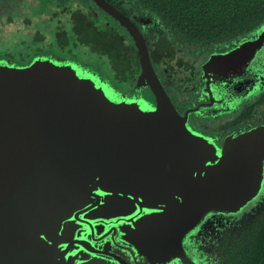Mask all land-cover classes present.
Wrapping results in <instances>:
<instances>
[{
  "label": "water",
  "instance_id": "water-1",
  "mask_svg": "<svg viewBox=\"0 0 264 264\" xmlns=\"http://www.w3.org/2000/svg\"><path fill=\"white\" fill-rule=\"evenodd\" d=\"M92 1L133 40L134 88L154 106L112 99L74 67L0 62V264H109L103 244L116 241L130 261L184 262V236L206 215L235 214L264 192V123L217 152L185 128L133 23ZM254 31L210 55L204 77L242 72L264 49V22Z\"/></svg>",
  "mask_w": 264,
  "mask_h": 264
},
{
  "label": "flooded vegetation",
  "instance_id": "flooded-vegetation-1",
  "mask_svg": "<svg viewBox=\"0 0 264 264\" xmlns=\"http://www.w3.org/2000/svg\"><path fill=\"white\" fill-rule=\"evenodd\" d=\"M105 1L127 16L143 37L153 71L189 132L205 137L219 152L225 136L264 123L259 115L264 112V91L256 96L253 84L264 78V66L256 67L264 49L240 74L223 72L221 77L216 72L213 74L217 77L209 74L206 79L201 69L204 61L212 54L225 53L232 42L219 45L185 41L136 0ZM37 58L74 67L112 99L154 106L146 86L134 88L140 66L132 39L92 0H0V62L23 66ZM248 82L252 83L249 89L234 98ZM183 93L188 95L180 96ZM255 96L254 103L250 102ZM245 102L246 107H242ZM230 110L234 112L226 115ZM260 200L235 214L206 215L198 227L185 234V261L175 264H233L225 250V241L232 235L227 234L228 226L237 225L240 215H251ZM108 225L113 226L111 222ZM97 237L93 238L99 245L104 238ZM118 243V247L103 244L109 264H145L140 259L127 260Z\"/></svg>",
  "mask_w": 264,
  "mask_h": 264
},
{
  "label": "trees",
  "instance_id": "trees-1",
  "mask_svg": "<svg viewBox=\"0 0 264 264\" xmlns=\"http://www.w3.org/2000/svg\"><path fill=\"white\" fill-rule=\"evenodd\" d=\"M136 1L176 35L200 44H229L264 22V0ZM236 227L225 241L227 259L233 264H264V206L247 224Z\"/></svg>",
  "mask_w": 264,
  "mask_h": 264
},
{
  "label": "rangeland",
  "instance_id": "rangeland-1",
  "mask_svg": "<svg viewBox=\"0 0 264 264\" xmlns=\"http://www.w3.org/2000/svg\"><path fill=\"white\" fill-rule=\"evenodd\" d=\"M259 28V27H258ZM257 29V28H256ZM255 29V30H256ZM254 32L255 31H252V32H250L249 34H247L246 36H243V37H241V38H239V39H237V40H234L233 42H232V44H230V48L231 47H233L234 46V44H236L237 42H240L241 40H245V39H248V38H252L253 37V34H254ZM262 66H264V52L262 53V55H261V57H260V59L258 60V63L256 64V67L257 68H259V69H262ZM252 83H250V82H248L247 84H246V89H242V90H244V91H238V92H241V94H236L235 96H234V98H236V97H238V96H240V95H242L245 91H247L248 89H249V87H250V85H251ZM254 84V86H255V88H256V96H258L259 95V92H261V91H264V78L262 77V79H258V81L256 82H254L253 83ZM237 92V93H238ZM188 94L187 93H183V94H181L180 96H187ZM256 96L255 97H251V99H250V102H253L254 100H255V98H256ZM246 103H248V102H245V103H241L242 104V107L244 106V107H246ZM254 103V102H253ZM252 103V104H253ZM239 104L240 103H236V105L235 106H239ZM251 104V105H252ZM232 106H233V104H231ZM231 107V106H230ZM260 108H261V106H260ZM234 112V110H230V112L229 113H227L226 115H228V116H230L232 113ZM260 116H262V117H264V112H262L261 111V113L259 114ZM261 200H260V202L261 203H259V201H258V203H259V205L257 206V208L255 209V211L256 210H258V211H254L255 212V214L257 213V212H259V211H261V208L264 206V193L262 194V197L260 198ZM263 205V206H262ZM254 212L250 215H247V216H245V215H240L239 216V220H241L240 222H238V227H240V226H243V225H245V224H247L253 217H254ZM210 220H213V219H210ZM225 220V219H224ZM234 219H232L231 221H233ZM230 222V221H229ZM243 222V223H242ZM207 223V222H206ZM208 224H211V221H209L208 223H207V225ZM235 224V223H234ZM234 224H232V225H234ZM232 225H229L228 227L231 229L233 226ZM236 225V226H237ZM238 227H236V228H238ZM204 228V227H203ZM203 230V229H202ZM206 230V229H205ZM226 230V229H225ZM209 232V231H208ZM229 233V231L227 232V234ZM210 234V233H209ZM211 235H212V233H211Z\"/></svg>",
  "mask_w": 264,
  "mask_h": 264
},
{
  "label": "clouds",
  "instance_id": "clouds-1",
  "mask_svg": "<svg viewBox=\"0 0 264 264\" xmlns=\"http://www.w3.org/2000/svg\"><path fill=\"white\" fill-rule=\"evenodd\" d=\"M151 15H153V16H155L153 13H150ZM125 17H127V16H125ZM155 17H157V16H155ZM128 18V17H127ZM158 18V17H157ZM129 19V18H128ZM160 19V18H159ZM161 20V19H160ZM163 24H164V22H162ZM134 25V24H133ZM164 26L166 27V25L164 24ZM136 28V27H135ZM167 28V27H166ZM258 28V27H257ZM169 29V28H168ZM170 30V29H169ZM138 31V30H137ZM171 31V30H170ZM173 32V31H172ZM138 33H139V31H138ZM174 34H175V32H173ZM140 34V33H139ZM140 36H141V34H140ZM131 38V37H130ZM141 38L143 39V37L141 36ZM132 42H133V40H132ZM143 42H144V45H145V41H144V39H143ZM133 46H134V43H133ZM146 46V45H145ZM134 48H135V46H134ZM147 48V47H146ZM136 49V48H135ZM148 53V52H147ZM149 57V56H148ZM150 61V60H149ZM150 64H151V62H150ZM152 67V66H151ZM153 69V68H152ZM154 72V71H153ZM241 73V72H240ZM239 73V74H240ZM155 74V73H154ZM156 76V75H155ZM157 78V77H156ZM159 81V80H158ZM160 83V82H159ZM161 85V84H160ZM162 87V86H161ZM163 89V88H162ZM165 92V91H164ZM166 94V93H165ZM167 96V95H166ZM168 97V96H167ZM169 99V98H168ZM170 101V100H169ZM173 106V105H172ZM174 108V107H173ZM175 110V109H174ZM186 113L188 112V111H185ZM264 193V192H263ZM262 193V194H263ZM262 196V195H261ZM258 200H260V199H258Z\"/></svg>",
  "mask_w": 264,
  "mask_h": 264
}]
</instances>
